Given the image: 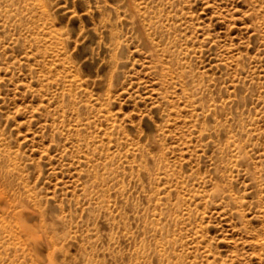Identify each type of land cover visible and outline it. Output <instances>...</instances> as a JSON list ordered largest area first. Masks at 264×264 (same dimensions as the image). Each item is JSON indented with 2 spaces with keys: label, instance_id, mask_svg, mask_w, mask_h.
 I'll return each instance as SVG.
<instances>
[{
  "label": "rangeland",
  "instance_id": "1",
  "mask_svg": "<svg viewBox=\"0 0 264 264\" xmlns=\"http://www.w3.org/2000/svg\"><path fill=\"white\" fill-rule=\"evenodd\" d=\"M0 264H264V0H0Z\"/></svg>",
  "mask_w": 264,
  "mask_h": 264
}]
</instances>
